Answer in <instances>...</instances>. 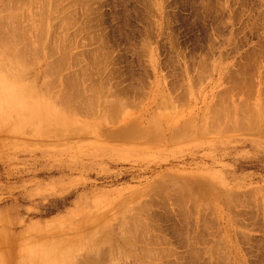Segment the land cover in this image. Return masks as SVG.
<instances>
[{
	"label": "rangeland",
	"instance_id": "1",
	"mask_svg": "<svg viewBox=\"0 0 264 264\" xmlns=\"http://www.w3.org/2000/svg\"><path fill=\"white\" fill-rule=\"evenodd\" d=\"M16 1L0 78L49 114L0 115V264H264V0Z\"/></svg>",
	"mask_w": 264,
	"mask_h": 264
},
{
	"label": "bare ground",
	"instance_id": "2",
	"mask_svg": "<svg viewBox=\"0 0 264 264\" xmlns=\"http://www.w3.org/2000/svg\"><path fill=\"white\" fill-rule=\"evenodd\" d=\"M19 1H20V0H19ZM19 1L17 0L16 2L19 3ZM21 1H22V0H21ZM34 1H35V0H34ZM38 1H39V0H38ZM13 2H14V1H13ZM29 2H30V0H29ZM29 2H27V3H29ZM32 2H33V0L31 1V3H32ZM17 3H16V4H17ZM21 3H22V2H21ZM27 3H26V5H27ZM40 3H41V2H40ZM7 4H8L9 7H10V4H9V3H7ZM12 4H13V3H12ZM16 4H13V9H14V5H16ZM44 4H45V3H44ZM56 4H57V2H56ZM8 5H7V6H8ZM26 5H25V6H26ZM20 6H21V4H20ZM28 6H29V5H28ZM28 6H26V7H28ZM34 6H35V5H34ZM16 7H19V5H17ZM16 7H15V8H16ZM9 9H10V8H9ZM11 9H12V8H11ZM18 9H19V8H18ZM23 9H24V8H23ZM7 10H8V9H7ZM14 10H16V9H14ZM9 11H10V10H9ZM18 11H21V10H17V12H18ZM25 11H26V10H25ZM43 12H44V10H43ZM6 13H7V12H6ZM19 13H20V12H19ZM19 13H18V15H19V17H21V16H22V15H21L22 13H21V14H19ZM27 13H28V12H27ZM44 13H45V12H44ZM12 14H13V15H12ZM12 14H11V12H10V14L8 13L7 17H9V15H12V17H14V16L16 17V15H17V13H16V15H14V13H12ZM24 14H25V13H24ZM20 15H21V16H20ZM28 15H29V14H28ZM42 15L45 16L43 13H42ZM25 16H26V15H25ZM29 16H30V15H29ZM4 17H5V16H4ZM10 17H11V16H10ZM12 17H11V18H12ZM2 18H3V16H2ZM2 18H1V20H2ZM11 18H10V19H11ZM3 19H4V21H5V18H3ZM10 19H9V20H10ZM18 19H19V18H18ZM9 20H8V22H9ZM19 20H20V19H19ZM12 21H13V20H12ZM67 21H68V20H67ZM2 22H3V21H2ZM6 22H7V21H6ZM8 22H7V23H8ZM14 23H15V22H14ZM14 23L11 22L10 24L12 25V24H14ZM44 23H45V22H44ZM3 24H4V26L7 25V24L5 25V23H2V25H3ZM10 24L8 23V25H10ZM17 24H18V23H17ZM43 25H44V24H43ZM12 26H13V25H12ZM20 27H21V26H20ZM20 27L17 28V26H16V28L14 27V29H15V30H16V29H17V30L19 29V30H20V29H21ZM24 27H25V26H24ZM43 27H44V26H43ZM1 28H3V30H4V28H6V27H1ZM1 28H0V30H1ZM39 28H40V27H39ZM39 28H38V29H39ZM41 28H42V27H41ZM41 28H40L39 30H41ZM3 30H2L3 36L1 35L2 33L0 32V38H1V40H2L4 37H5V38H6V37L8 38V36H7L6 34H9V36H10V37L8 38V39H9V43H10V41H11L10 39H11L12 36H16L19 32L21 33V31H19L18 33H17V31H15L16 34L14 33V35H12L13 32H12V33L10 32V30H13L12 28H11V29L9 28V31H8V32H10L11 34L8 33V32H6V31H5L6 29L4 30L6 33L3 32ZM7 30H8V29H7ZM21 30H22V29H21ZM34 31H35V30H34ZM37 31H38V30H37ZM22 32H24V31H22ZM39 32H40V31H38V34H39ZM41 33H42V32H40L39 35H40V38L42 39L41 36L43 35L44 32H43L42 34H41ZM35 34H36V33H35ZM4 35H6V36H4ZM19 35L21 36V38H24V37L26 36V34H25L24 37H23L21 34H18L17 38L19 37ZM23 35H24V34H23ZM1 36H2L3 38H2ZM44 37H45V36H44ZM44 37H43V38H44ZM7 38L2 40V41H4L3 43L7 42ZM15 38H16V37H15ZM15 38H14V39H15ZM17 38H16V40H17ZM25 38L27 39V37H25ZM25 38H24V39H25ZM37 38L39 39V36H37ZM14 39H12L11 42L14 41V42L17 43L18 40H19V39H18L17 41H15ZM24 39H23V41H24ZM1 40H0V41H1ZM5 40H6V41H5ZM20 40H22V39H20ZM20 40H19V41H20ZM27 40H28V39H27ZM36 40H37V39H36ZM2 41H1V42H2ZM23 41H22V43H23ZM39 41L41 42L40 39H39ZM39 41H38V42H39ZM3 43H2V45H3L2 47H5V46H6V47L8 48L7 45H8L9 43H8L7 45H6V43H5V44H3ZM18 43L20 44V46L25 47V46L22 45L20 42H18ZM28 43H29V42H28ZM30 43H31V42H30ZM11 44H14V43H11ZM11 44L9 45V46H10V50H13V51H14V50H15V47H14V49H13V48L11 47ZM19 44H18V45H19ZM47 44H48V43H47ZM47 44H46V45H47ZM0 45H1V44H0ZM14 45H15V44H14ZM14 45H12V46H14ZM26 45H27V44H26ZM28 45L30 46V44H28ZM20 46H18V48L16 49L15 52H18V53H20V54H23V52H21V51H20V52L17 51L18 49L21 48ZM29 46H26V47H29ZM31 46L33 47V45H31ZM39 46L41 47V45H39ZM0 47H1V46H0ZM2 47H1V48H2ZM6 47H5L4 49H2L3 51H2L1 48H0V51L4 52V50L6 49V53H7V52L10 53V51H7L8 49H7ZM16 47H17V46H16ZM19 47H20V48H19ZM26 47H25V49H22V48H21L22 51H24V50L27 51ZM32 47H31V48H32ZM35 47H36V46H35ZM51 47H52V46H51ZM51 47H50V49H51ZM31 48H30V47L28 48L29 51H30V50H31V51L33 50V48H32V49H31ZM36 48H37V49H36L37 51L40 49L38 46H37ZM38 48H39V49H38ZM52 48H54V47H52ZM40 50H41V49H40ZM33 51H34V50H33ZM37 51H36V52H37ZM50 51H51V50H49V52H50ZM52 51H53V50H52ZM61 51H62V50H61ZM2 52H0V53H2ZM27 52H28V51H27ZM57 52H58V51H57ZM6 53H5V54H6ZM9 53H8V54H9ZM12 53H13V52H12ZM29 53H30V52H29ZM40 53H41V52H40ZM5 54L3 55L4 57L6 56ZM16 54H17V53H16ZM11 55H12V54H9V55H7V57H9V56L11 57ZM62 55H63V54H62ZM13 56H16V57L18 56L19 58L21 57V55H18V54H17V55H13ZM13 56H12L13 59L11 58L12 60H14V58H16V57H13ZM0 57H1V56H0ZM10 57H9V58H10ZM18 57H17V58H18ZM2 58H3V57H2ZM2 58H0V59H2ZM17 58H16V60L14 61V63L17 61ZM21 58H22V60H23L25 57H21ZM21 58H20V59H21ZM11 59H10V60H11ZM20 59H18V60H20ZM22 60H20V61H22ZM26 60H27V59H26ZM29 60H30V59H29ZM6 61H7V60H6ZM8 61H9V60H8ZM9 62H10V61H9ZM12 62H13V61H11V63H12ZM18 62H19V61H18ZM52 62H53V61H52ZM1 63H2V62H1ZM3 63H4V61H3ZM6 63H7V62H6ZM11 63H10V64H11ZM24 63H25V62L23 61L22 64H24ZM26 64H29V61H26ZM26 64H25V65H26ZM31 64L33 65V63H31ZM0 65H1V64H0ZM3 65H4V64H3ZM3 65L0 66V67H2V69H5V68H4L5 66H3ZM7 65H8V68L11 69V68L9 67V64H8V63H7ZM11 65H12V64H11ZM11 65H10V66H11ZM29 65H30V64H29ZM16 66H17V65L14 64V67H16ZM45 66H46V65H45ZM52 66H53V65H52ZM52 66H51V67H52ZM52 68H53V67H52ZM49 69L51 70V68H49ZM52 71H53V70H52ZM45 73H46V72H45ZM48 73H50V71H49ZM46 75H48V74H46ZM48 80H49V79H48ZM48 80L46 79V82H47ZM51 80H52V79H51ZM51 80H49V81H51ZM68 81H69V80H68ZM51 82H52V81H51ZM44 83H45V82H44ZM69 83H70V82H69ZM72 85H73V84H71V86H72ZM246 85H247V84H246ZM45 86L47 87V84H45ZM62 89H63V88H62ZM69 90H70V89H69ZM69 90L67 91V94L70 92V95H71V90H70V91H69ZM54 93H55V92H54ZM90 93H91V92H90ZM45 94H46V93H45ZM55 94H56V93H55ZM62 94L65 95L66 92H65V94L62 92ZM74 94H75V93H74ZM74 94H73V96L75 97ZM77 94H78V93H77ZM87 94H88V93H87ZM91 94H92V93H91ZM93 94H94V93H93ZM95 94H96V93H95ZM53 96H54V95H52V97H53ZM68 96H69V95H68ZM71 96H72V95H71ZM71 96H70V97H71ZM90 96H91V95H89V97H90ZM61 97H62V96H61ZM91 97H92V96H91ZM78 98H79V97H78ZM87 98H88V97H87ZM87 98H86V100H91V102H93L92 99H89V98L87 99ZM94 98H95V97H94ZM59 99H60V98H59ZM62 99H63V98H61V99L58 101V103H60ZM97 99H98V97H97ZM97 99H96V100H97ZM63 100H64V99H63ZM74 100H75V98H74ZM116 100H117V99H116ZM65 102H66V100H65ZM67 102H68V101H67ZM80 102H81V101H80ZM85 102L89 105V107H90V106H91V107L94 106V104H93L94 102L91 103V105L89 104L90 101H88V102H89V103H88L87 101L84 100V103H85ZM115 102H116V101H115ZM63 103H64V101H63L62 103H60V104H63ZM68 103H69V102H68ZM70 103H71V102H70ZM78 103H79V102H78ZM81 103H82V102H81ZM86 103H85V104H86ZM124 103H125V102H124ZM171 103H172V102H171ZM65 104H67V103H64V105H65ZM114 104H115V103H114ZM119 104L121 105V101H120ZM122 104H123V103H122ZM70 105H71V104H70ZM82 105H83V104H82ZM110 105L112 106V104L110 103V104L108 105V107H107V108H111L110 111L108 110V113H109V112H112V113H113V112H114L113 109H115L117 106L115 105V106H114L115 108L112 109V107H110ZM120 105H119V107H118L119 109H120ZM123 105H124V104H123ZM68 106H69V104H68ZM74 106L77 107L76 104H75ZM84 106H86V105H84ZM124 106H125V105H124ZM86 107H87V106H86ZM91 107L89 108L90 110L92 109ZM121 107H122V106H121ZM210 107H211V106H210ZM214 107H215V106H214ZM219 107H220V106H219ZM260 107H261V106H260ZM104 108H105V107H104ZM261 108H262V107H261ZM71 109H74V108L72 107ZM81 109H82V108L79 109V107H78V110H81ZM83 109H84V107H83ZM85 109H86V108H85ZM85 109H84V110H85ZM89 109H87V112H89ZM119 109H117V108L115 109V110L117 111V112H116L117 114H118V110H119ZM213 109H217V107H216V108H213ZM222 109H223V108H222ZM229 109H230V108H229ZM229 109H228V110H229ZM15 110L19 112V113H18V116L21 117L20 121H22V122H24V121H28V120L31 121V120H34V119L39 120V119H41V118H43V117H46V116L49 114V113L44 109V104H41V103L36 104V102H35L34 100H29L28 98L25 99V97L23 96V94L20 95V92H19L18 90H16L15 85H13V84H11V83H8L6 80L0 78V115H2V114H7V113L12 112V111H15ZM75 110H77V109L75 108ZM92 110H94V109H92ZM92 110H91V112H92ZM96 110H97V109H96ZM104 110H106V109H104ZM111 110H112V111H111ZM251 110H253V109H251ZM254 110H255V109H254ZM259 110H260V109H259ZM70 111H72V110H70ZM120 111H121V110H120ZM217 111H218V110H217ZM219 111H220V109H219ZM221 111L223 112V110H221ZM231 111H232V110H231ZM241 111H242V110H241ZM6 112H7V113H6ZM72 112H73V111H72ZM76 112H77V111H76ZM211 112H212V111H211ZM213 112H214V111H213ZM222 112H221V113H222ZM256 112H257V111H256ZM256 112H254V113H255V114H253L254 116H255V115L257 116V113H256ZM79 113H80V112H79ZM93 113H94V111H93ZM120 113H121V112H120ZM120 113H119V114H120ZM83 114H85V113H83ZM90 114H91V113H90ZM99 114H101V113H99ZM222 114H223V113H222ZM112 115H113V114H112ZM245 115H247V114H245ZM260 115H261V114H260ZM254 116H252V118H253L252 120H255V119L258 118V117H257V118H256V117L254 118ZM2 117H3V115H2ZM110 117H111V113H110ZM110 117H109L108 120L111 119ZM215 117H216V116H215ZM215 117H213V118H215ZM220 117H223V116L221 115ZM112 118H113V117H112ZM119 118H120V116H119ZM240 118H241V116H240ZM242 118H243V117H242ZM219 119H220V118H219ZM219 119H218V120H219ZM229 119H231V117H230ZM229 119H228V120H229ZM212 120H213V119H212ZM220 120H221V119H220ZM242 120H243V119L240 120V123H241ZM252 120H251V121H252ZM114 121H115V120H114ZM149 121H150V120H149ZM215 121L217 122V120H214L213 122H215ZM232 121H234V120H232ZM251 121H250V122H251ZM263 121H264V119H263ZM111 122H112V121H111ZM210 122H211V120H210ZM112 123H114V122H112ZM217 123H218V122H217ZM243 123H244V122H243ZM221 124H222V123H221ZM232 124H233V122H232ZM238 124H239V121H238ZM252 124H253V123H252ZM252 124H251V126H252ZM257 124H258V123H257ZM257 124H256V125H257ZM133 125H134V123H133ZM217 125H218V124H217ZM217 125L214 126V123H213V125H210V128L213 127V130H215L214 128H217ZM233 125H234V124H233ZM245 125H246V123H245ZM245 125H244V126H245ZM256 125L254 124V126H256ZM81 126H82V125H81ZM239 126H240V125H239ZM247 126H248V124H247ZM76 127H77V126H76ZM242 127H243V126H242ZM260 127H261V126H260ZM79 128H80V127H79ZM207 128H208V127H207ZM245 128H247V127H245ZM252 128H253V126H252ZM252 128H251V129H252ZM32 129H33V128H32ZM32 129H31V130H32ZM53 129H54V128H53ZM76 129H77V128H76ZM81 129H82V128H81ZM130 129H131V128H130ZM249 129H250V128H249ZM64 130H65V129H64ZM73 130H74V129H73ZM124 130H125V129H123V131H124ZM132 130H134V128H133ZM132 130H131L130 132H132ZM156 130H157V129H156ZM225 130H226V129H225ZM236 130H237V129H236ZM255 130H256V128H255ZM23 131H24V130H23ZM28 131L31 132L30 130H28ZM127 131H128V128H127ZM140 131H141V130H140ZM140 131H139V132H140ZM222 131H224V128H223ZM251 131L253 132V130H251ZM57 132H58V131H57ZM120 132H121V130H120ZM120 132H119V133H120ZM60 133H63V132H60ZM121 133L123 134L124 132H121ZM141 133H143V131H141ZM150 133L152 134L153 132L150 131ZM63 134H64V133H63ZM63 134H61V135H63ZM116 134H117V133H116ZM129 134H130V133H128V135H129ZM138 134H139V133H138ZM58 135H60V134L58 133ZM131 135H132V134H130V136H131ZM63 136H64V135H63ZM123 136H124V137H127V134H126V135H123ZM149 138H152V137H149ZM35 140H36V139H35ZM35 140H34L33 142H35ZM52 142H53V141H52ZM28 143H29V141H28ZM170 177H171V176H170ZM177 179H178V178H177ZM175 181H176V180H175ZM183 181H184V179H183ZM163 183H164V181H163ZM175 183H176V182H175ZM190 183H191V182H190ZM190 183H189V184H190ZM171 184H172V183H171ZM177 184H178V183H177ZM177 184H176V185H177ZM192 184H193V183H192ZM176 185H175V186H176ZM186 185H188V184H186ZM160 187H161V186H160ZM178 187L180 188L179 185H178ZM185 187H186V186H185ZM190 187L192 188V186H190ZM183 189H184V187H183ZM186 190L188 191V188H187V187H186V189H185V192H187ZM190 190H191V189H190ZM181 191H182V188H181ZM201 192H203V191H201ZM143 194H144V193H143ZM188 194H189V191H188ZM179 198H180V197H179ZM229 198H230V197H229ZM195 199H196V198H195ZM187 200H188V199H187ZM194 201H196V200H194ZM206 202H207V201H206ZM206 202H205V203H206ZM180 203H181V202H180ZM118 206H119V205H118ZM141 206H142V205H141ZM148 207H149V206H148ZM203 207H204V206H203ZM207 207H209V206L207 205ZM144 209H145V208H144ZM147 209H148V208H147ZM193 209H194V208H193ZM143 211H144V210H143ZM185 211H186V210H185ZM130 215H131V214H130ZM132 215H133V214H132ZM133 216H137V217H135V218H136L137 220H139V217H140L141 215H140L139 217H138L137 214H136V215H133ZM204 216H205V215H204ZM123 217L126 218V214H125V216H123ZM127 217L129 218V214L127 215ZM125 218H124L123 220H125ZM128 218H126V221H124V222H123V220H122L123 228H124V229L126 228V226H128V225L130 224V223H129L130 220H133V221H134V219H133L134 217H132L131 219H130V218L128 219ZM127 219L129 220V222H127V221H128ZM141 219H142V217H141ZM137 220L135 221L136 223L138 222ZM205 221H206V220H205ZM119 222H121V221H119ZM125 222H126L127 225L124 224ZM131 222H132V221H131ZM139 222H140V220H139ZM139 222H138V223H139ZM128 223H129V224H128ZM133 223H134V222H133ZM133 223H132V224H133ZM136 223H134V224H136ZM138 223H137V224H138ZM140 223H142V222H140ZM144 223H145V222H144ZM144 223H143V224H144ZM205 223H206V222H205ZM120 224H121V223H120ZM134 224H133V225H134ZM137 224H136V225H137ZM143 224H142V225H143ZM116 225H117V224H116ZM121 225H122V224H121ZM133 225H132V226H133ZM140 225H141V224H140ZM140 225H139V226H140ZM144 225H145V224H144ZM202 225H203V224H202ZM209 225H210V224H209ZM124 226H125V227H124ZM129 226L131 227V225H129ZM129 226H128L127 228H129ZM143 227H144V226H143ZM121 228H122V227H121ZM127 228H126V229H127ZM133 228H134V231H135V232H136L137 229H139V228H137L136 226L133 227ZM135 228H136V230H135ZM146 228H147V226H146ZM131 229H132V227L129 228V229H127V230H125V232L127 231L126 234H128V231L131 230ZM141 229H142V228H141ZM143 229H144V228H143ZM98 230H99V232H100V229H99V228H98ZM107 230L109 231V228H108ZM122 230H123V229H122ZM132 230H133V229H132ZM111 231H113V230H111ZM134 231H133V232H134ZM144 231H145V230H144ZM102 232H103V231H102ZM113 232H115V230H114ZM129 232H130V231H129ZM116 233H117V232H116ZM116 233H115V234H116ZM140 233H141V232H140ZM144 233H145V232H144ZM146 233H147V232H146ZM124 234H125V233H124ZM147 234H148V233H147ZM98 236H99V235H98ZM119 236H120V235H119ZM121 236H122V235H121ZM123 236H124V235H123ZM123 236L120 237V238H124ZM125 236H126V235H125ZM129 236H130V234H129ZM129 236H126V237L130 240L131 237H129ZM140 236H141V235H140ZM62 237H63V236H62ZM126 237L124 238V239H125L124 242H126V239H127ZM120 238H119V239H120ZM134 239H135V238H134ZM92 240H93V239H92ZM102 240H103V239H102ZM149 240H150V239H149ZM104 241H105V240H104ZM104 241H103V242H104ZM112 241H113V243H115L114 240H112ZM188 241H189V240H188ZM117 242H118V240H117ZM95 243H97V242H95ZM109 243H110V242H109ZM113 243L111 242L110 245L113 244ZM127 243H128V244H131V242H127ZM149 243H150V242H149ZM191 243H192V242H191ZM88 244H90V243H88ZM103 244H105V242H104ZM103 244L101 243V245L99 246V249H101L100 247H102ZM115 244H116V243H115ZM115 244H114V245H115ZM119 244H120V243H119ZM116 245H117V244H116ZM126 245H127V244H126ZM111 246H112V245H111ZM128 246H132V245H128ZM104 247H105V246H104ZM106 247L108 248L107 245H106ZM109 247H110V246H109ZM122 247H123V245H122ZM102 248H103V247H102ZM107 248H106V249H107ZM111 248H112V247H111ZM132 248H133V247H132ZM99 249L97 250L98 252H99ZM108 249H109L110 252H111V250H112L113 248H112V249L108 248ZM94 250H96V249H94ZM141 250H142V249H141ZM143 250H144V248H143ZM87 252H88V251H87ZM114 252H116V250H115V251L113 250L112 253H114ZM117 252H118V250H117ZM148 252H149V251H148ZM88 253H90V252H88ZM99 253H100V252H99ZM99 253H98V254H99ZM130 253H131V252H130ZM145 253H146V252H145ZM152 253H153V252H152ZM228 253H229V252H228ZM221 254H222V253H221ZM84 255H85V254H84ZM149 255H151L150 252H149ZM85 256H86V255H85ZM87 256H88V255H87ZM96 256H97V255H95V257H96ZM122 257H123V256H122ZM131 257H132V256H130L129 258H131ZM153 258H154V257H153ZM226 258H227V256H226ZM91 259H92V257H91ZM85 260H86V259H85ZM92 260H93V259H92ZM225 260H226V259H225ZM93 261H94V260H93ZM96 261H97V262H96ZM96 261H94V262H96L97 264H99V262H98L97 259H96ZM139 261H140V260H139ZM78 262H79V261H78ZM143 262H144V261H143ZM110 263H111V262H110ZM226 263H227V262H226ZM79 264H80V262H79Z\"/></svg>",
	"mask_w": 264,
	"mask_h": 264
}]
</instances>
